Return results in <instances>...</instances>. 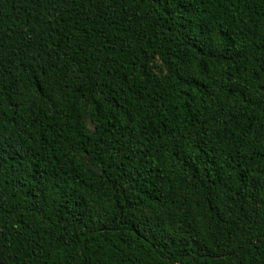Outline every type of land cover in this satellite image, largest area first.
<instances>
[{
	"label": "trees",
	"instance_id": "obj_1",
	"mask_svg": "<svg viewBox=\"0 0 264 264\" xmlns=\"http://www.w3.org/2000/svg\"><path fill=\"white\" fill-rule=\"evenodd\" d=\"M0 264H264V0H0Z\"/></svg>",
	"mask_w": 264,
	"mask_h": 264
}]
</instances>
